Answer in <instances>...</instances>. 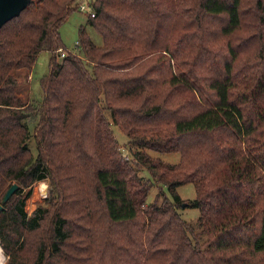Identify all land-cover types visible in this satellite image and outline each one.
Returning a JSON list of instances; mask_svg holds the SVG:
<instances>
[{
  "label": "trees",
  "instance_id": "trees-1",
  "mask_svg": "<svg viewBox=\"0 0 264 264\" xmlns=\"http://www.w3.org/2000/svg\"><path fill=\"white\" fill-rule=\"evenodd\" d=\"M83 1L32 0L0 27V201L18 184L0 209L7 264H264V0H90L101 44L80 25V54L61 55ZM41 50L30 104L15 70ZM142 166L174 199L146 202ZM187 182L202 240L176 210Z\"/></svg>",
  "mask_w": 264,
  "mask_h": 264
},
{
  "label": "rangeland",
  "instance_id": "rangeland-1",
  "mask_svg": "<svg viewBox=\"0 0 264 264\" xmlns=\"http://www.w3.org/2000/svg\"><path fill=\"white\" fill-rule=\"evenodd\" d=\"M32 1V0H31ZM35 1V0H33ZM90 0H84V9H78L73 11L69 17L59 26L60 36L63 42V51L64 52H74L80 54V50L77 46L78 39V27L83 25L89 32L92 39L97 44H101V35L94 30V28L87 22V16L89 11L88 2ZM223 44L226 43L227 38H220ZM236 37L231 38V42H235ZM50 52L48 50H41L35 60L33 67L30 70L24 68H19L15 70L18 78V84L16 87V94L21 97L23 100L29 102L30 104L37 103L42 97V90L40 87V78L43 74L48 71V58ZM60 56H57L59 59ZM108 115V112L105 111ZM114 135L122 145L124 154L130 152L129 144L127 142V136L118 128L114 123L111 125ZM33 144V142H31ZM151 155L158 156L166 162L174 163L178 161L179 153L177 151H155L147 150ZM139 175L143 179H149L151 187L146 196V202H150L153 199H157V202L160 203L163 198L167 197L168 199H174L171 191L167 186L156 182L152 179L150 172L145 168L141 167L139 169ZM31 195L26 201V210L30 214L32 210L38 205L44 202L49 193L48 181L40 180L36 181L31 186ZM176 192L181 198V203L177 206L176 210L179 215L188 223L191 224L192 233L191 238L195 240V235H197L198 240H202L206 235L201 232V227L198 224V215L199 210L197 207L189 206L187 202L195 197V189L192 182H187L180 184L176 187ZM185 202L184 206L182 203ZM6 255L1 249L0 246V264L6 262Z\"/></svg>",
  "mask_w": 264,
  "mask_h": 264
},
{
  "label": "water",
  "instance_id": "water-1",
  "mask_svg": "<svg viewBox=\"0 0 264 264\" xmlns=\"http://www.w3.org/2000/svg\"><path fill=\"white\" fill-rule=\"evenodd\" d=\"M30 2L31 0H0V27L12 17L19 15ZM17 186V183H12L7 188L0 201V209L3 208V203L11 196ZM184 204L185 202L182 203V206H184Z\"/></svg>",
  "mask_w": 264,
  "mask_h": 264
},
{
  "label": "built area",
  "instance_id": "built-area-1",
  "mask_svg": "<svg viewBox=\"0 0 264 264\" xmlns=\"http://www.w3.org/2000/svg\"><path fill=\"white\" fill-rule=\"evenodd\" d=\"M79 9H84V5L81 4L80 7H79ZM59 51H60V54L61 55H64V51L62 49H59Z\"/></svg>",
  "mask_w": 264,
  "mask_h": 264
},
{
  "label": "bare ground",
  "instance_id": "bare-ground-1",
  "mask_svg": "<svg viewBox=\"0 0 264 264\" xmlns=\"http://www.w3.org/2000/svg\"><path fill=\"white\" fill-rule=\"evenodd\" d=\"M2 264H5V263H2Z\"/></svg>",
  "mask_w": 264,
  "mask_h": 264
}]
</instances>
